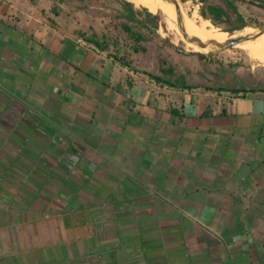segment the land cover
Here are the masks:
<instances>
[{
  "label": "crops",
  "instance_id": "0c3cea01",
  "mask_svg": "<svg viewBox=\"0 0 264 264\" xmlns=\"http://www.w3.org/2000/svg\"><path fill=\"white\" fill-rule=\"evenodd\" d=\"M202 4L227 29L264 11ZM155 25L0 0V264H264V63Z\"/></svg>",
  "mask_w": 264,
  "mask_h": 264
},
{
  "label": "bare ground",
  "instance_id": "6f19581e",
  "mask_svg": "<svg viewBox=\"0 0 264 264\" xmlns=\"http://www.w3.org/2000/svg\"><path fill=\"white\" fill-rule=\"evenodd\" d=\"M139 6H144L150 11L155 13L161 12L164 16V19L167 23V27L170 29H175L178 35L175 37L176 40L184 41L187 47H192L194 50H209L213 46H217L218 43H223L228 40L231 35L228 31L217 27L213 24L210 19L207 18L202 22H198L194 17H191L186 14L183 3L180 0H177L180 4L181 15H182V26L185 28L186 32L190 35H195L201 38L203 41H210L208 46L202 47L198 44L189 42L185 39L184 33L181 30V27L177 25V10L175 4L168 2L166 0H129ZM258 31L253 30L252 28H244L240 32L241 35H250ZM233 37L237 34L232 35ZM237 45L242 46L246 52L249 53L253 58L257 60L260 59L264 61V33L259 35L254 39H248L238 43ZM186 47V48H187ZM251 60V59H250ZM259 65V64H258Z\"/></svg>",
  "mask_w": 264,
  "mask_h": 264
},
{
  "label": "rangeland",
  "instance_id": "374dc122",
  "mask_svg": "<svg viewBox=\"0 0 264 264\" xmlns=\"http://www.w3.org/2000/svg\"><path fill=\"white\" fill-rule=\"evenodd\" d=\"M185 8L186 14L194 17L198 22H202L207 18V16L204 15V5L202 4V0H180ZM144 10L146 7L140 6ZM158 19H157V24H158V31L161 36H163L166 39V43L168 46H177L178 48L182 50H187V51H197L194 50L192 47H187L182 40H176V36L178 35L177 31L175 29H170L167 27V23L164 19V16L161 12L157 13ZM208 19V18H207ZM246 25L243 27H239L237 29L234 28H223L220 25H217L214 21H211L213 24H215L217 27H220L223 30L228 31L230 34L234 35L237 34V36H240V32L244 30V28H252L253 30H256L258 32L253 33V34H258L261 30L264 29V11L262 12H257L254 15H246ZM177 25L179 26V19L177 18ZM186 39V38H185ZM254 39V38H252ZM187 47V48H186ZM213 50H221L217 46L211 47L209 50H203V51H213ZM224 50H227L228 52H231L232 54L236 55H243L245 57H249L253 59L255 62H263L260 59L253 58L251 55H249L248 52H246L244 49H242V46L236 45L234 47H229ZM200 52V50H198ZM197 51V52H198Z\"/></svg>",
  "mask_w": 264,
  "mask_h": 264
},
{
  "label": "water",
  "instance_id": "95a60500",
  "mask_svg": "<svg viewBox=\"0 0 264 264\" xmlns=\"http://www.w3.org/2000/svg\"><path fill=\"white\" fill-rule=\"evenodd\" d=\"M166 1L175 4L177 14H178V19H179V26L181 27V30L183 31L186 40L189 42L198 44L199 46H202V47L208 46L210 44V41H203L201 38H199L195 35L188 34L186 32L185 28L181 25L182 24V15H181V8H180L179 2L177 0H166ZM263 33H264V29L261 30L258 34L240 35V36H235V37H233L232 34H230L231 37L223 43H218L217 47H219L221 50H224V49L229 48V47H234L242 41L252 39V38H256ZM195 52H197V51H195Z\"/></svg>",
  "mask_w": 264,
  "mask_h": 264
},
{
  "label": "trees",
  "instance_id": "16d2710c",
  "mask_svg": "<svg viewBox=\"0 0 264 264\" xmlns=\"http://www.w3.org/2000/svg\"><path fill=\"white\" fill-rule=\"evenodd\" d=\"M131 3H133V2H131ZM145 10H146V13H147V15H148V17L150 18V20L152 21V22H156V25H155V29H157L158 28V24H157V19H158V15H157V13L156 14H154L152 11H150L148 8H145ZM205 15V14H204ZM212 15V17H213V19L216 21V20H218L221 16H219L218 14H216V13H212L211 14ZM206 16V15H205ZM245 24H243V23H241L240 24V26L241 27H243ZM179 50H181V51H183L182 49H180L179 48ZM190 53H194V52H190Z\"/></svg>",
  "mask_w": 264,
  "mask_h": 264
}]
</instances>
